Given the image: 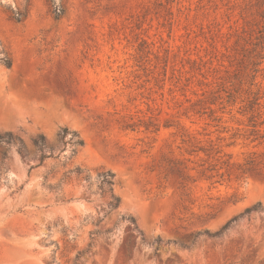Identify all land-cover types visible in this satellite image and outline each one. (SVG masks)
I'll return each instance as SVG.
<instances>
[{
    "label": "rangeland",
    "instance_id": "obj_1",
    "mask_svg": "<svg viewBox=\"0 0 264 264\" xmlns=\"http://www.w3.org/2000/svg\"><path fill=\"white\" fill-rule=\"evenodd\" d=\"M263 56L264 0H0V264H264Z\"/></svg>",
    "mask_w": 264,
    "mask_h": 264
},
{
    "label": "trees",
    "instance_id": "obj_2",
    "mask_svg": "<svg viewBox=\"0 0 264 264\" xmlns=\"http://www.w3.org/2000/svg\"><path fill=\"white\" fill-rule=\"evenodd\" d=\"M64 6L63 5H57L56 3H54V9H53V13L55 15L56 18H58L59 16L64 14ZM26 17V14L24 12H22L21 10L17 9L15 12H13V18L16 21H21L22 19H24ZM263 57H261V59H263ZM1 61L3 62V64L6 67H11L12 66V59L9 56H5L3 59H1ZM260 65V63H254L253 64V68L251 69V72L253 73H258V69L257 67ZM247 71V68H246ZM248 75V74H247ZM250 95H253V97L251 96L250 100H248V106L247 109L250 113H252V117L250 119V123H251V127L253 129L252 133H255L256 135H258L260 133V125H262L263 123H260L259 120L261 118V113L259 111L260 107V99L259 95L260 92H250ZM206 103L203 100H199L197 103H195L194 105H192L191 107V111L196 112V113H203V114H207L206 109L209 110V117L211 118L212 123L215 124L216 127H220L223 121V118L221 116L217 115V112L215 110H213L212 108H206L205 107ZM129 128H133L134 125L131 124L128 126ZM68 135H70L69 138V144H71V146L74 148L73 153L76 154V148L77 147H82L84 145V141L81 138V136L76 132H69L68 129H64L62 134H61V138L65 139ZM262 138H264V136H261ZM12 136L9 135L8 136V140H11ZM36 145H38L40 148H43L46 144V139L44 136H41L36 142ZM210 151H213V149H210ZM198 152H203V153H207V155H211L212 153H208L207 150L204 149H199L197 151L193 150L190 155H194L197 154ZM46 158H48L47 156H42L41 157V161L43 162ZM262 164V162L257 163V158L256 157H252L250 158L244 165H238L237 167V171L240 173V177H244V175L253 173V172H257L258 171V166ZM205 163L201 164L199 167H204V170L202 171V176H206L207 179L213 178V176H208L207 173H213L216 169H215V165H208V167H205ZM235 166V165H234ZM160 168H163L165 170V172L167 173V176L175 174L177 175L180 179L182 180H191L192 177L187 173L185 174V171H188L187 167H184V164L176 159H173L171 157H167V156H163V160L159 165ZM231 170L233 168H230ZM191 170H195V169H191ZM229 170V171H231ZM78 175H81L80 171H77ZM115 174L112 172H106L104 174H102V184L106 185L110 195H111V202H109L110 207L112 208H117L120 205V198L118 196H116L113 192V179H114ZM223 177V176H222ZM86 180L89 179V175L84 177ZM260 205H256L252 208H247L245 210V213H249L251 211H257L259 209ZM235 220L232 219L231 221H229L224 228H227L229 226V224H231V222ZM201 232H198L197 235H200ZM205 234H208V231H205ZM79 254H82V252H79Z\"/></svg>",
    "mask_w": 264,
    "mask_h": 264
}]
</instances>
